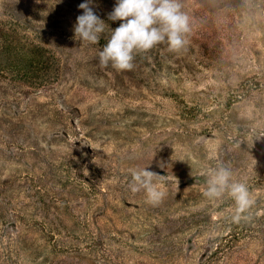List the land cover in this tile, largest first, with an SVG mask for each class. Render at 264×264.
Wrapping results in <instances>:
<instances>
[{
    "label": "rangeland",
    "instance_id": "obj_1",
    "mask_svg": "<svg viewBox=\"0 0 264 264\" xmlns=\"http://www.w3.org/2000/svg\"><path fill=\"white\" fill-rule=\"evenodd\" d=\"M84 2L0 0V264H264V0H182L187 49L130 72L75 38ZM115 4L91 5L113 30ZM219 166L249 219L204 196Z\"/></svg>",
    "mask_w": 264,
    "mask_h": 264
},
{
    "label": "clouds",
    "instance_id": "obj_2",
    "mask_svg": "<svg viewBox=\"0 0 264 264\" xmlns=\"http://www.w3.org/2000/svg\"><path fill=\"white\" fill-rule=\"evenodd\" d=\"M92 2L85 0L79 4L83 14L76 18L74 36L82 42L97 45L101 36L107 34L106 45L98 50L101 68L111 67L118 72L133 71L138 56L150 59L148 53L161 44H165L170 53L187 49L191 19L183 10L182 0H116L113 10L108 14L109 20L121 21L114 30L96 15ZM157 177L160 175L147 168L132 170L134 183L130 186L131 191L145 190L148 202L153 206L158 205L164 193L153 183ZM225 193L236 204L233 221L239 223L242 219H249L245 213L251 208L253 200L248 187L233 180L230 168L219 166L209 172L204 196L214 200Z\"/></svg>",
    "mask_w": 264,
    "mask_h": 264
}]
</instances>
